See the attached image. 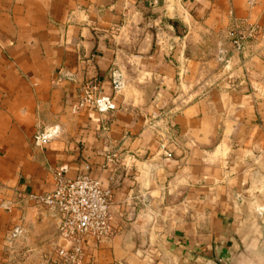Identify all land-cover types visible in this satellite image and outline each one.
<instances>
[{
	"label": "crops",
	"instance_id": "crops-1",
	"mask_svg": "<svg viewBox=\"0 0 264 264\" xmlns=\"http://www.w3.org/2000/svg\"><path fill=\"white\" fill-rule=\"evenodd\" d=\"M87 84L113 109L80 106ZM60 169L111 191V234L77 264L264 251V0H0V264L14 230L19 264L61 263L33 199Z\"/></svg>",
	"mask_w": 264,
	"mask_h": 264
},
{
	"label": "built area",
	"instance_id": "built-area-1",
	"mask_svg": "<svg viewBox=\"0 0 264 264\" xmlns=\"http://www.w3.org/2000/svg\"><path fill=\"white\" fill-rule=\"evenodd\" d=\"M255 34L256 29L253 26L243 28L236 23L229 30L228 37L232 48L236 52H243ZM84 105L100 113L113 109L107 99L99 97V88L94 84H87L81 90L80 106ZM45 139L44 135L37 136L35 146H40ZM33 199L40 206L56 211L58 237L69 244L68 248L57 251L60 264H77L86 238L104 240L111 234V191L86 174L69 180L65 177V170L60 169L54 175L53 191ZM19 235L20 231H12L7 237L8 244L5 249L6 256L14 257L15 264H19L24 257V254L16 252Z\"/></svg>",
	"mask_w": 264,
	"mask_h": 264
},
{
	"label": "water",
	"instance_id": "water-1",
	"mask_svg": "<svg viewBox=\"0 0 264 264\" xmlns=\"http://www.w3.org/2000/svg\"><path fill=\"white\" fill-rule=\"evenodd\" d=\"M251 249L250 246L244 249L235 260L228 264H264V251L257 253L253 252ZM252 253H254V255ZM217 261L219 264H227L220 260Z\"/></svg>",
	"mask_w": 264,
	"mask_h": 264
}]
</instances>
